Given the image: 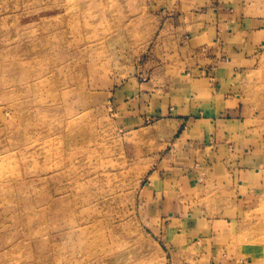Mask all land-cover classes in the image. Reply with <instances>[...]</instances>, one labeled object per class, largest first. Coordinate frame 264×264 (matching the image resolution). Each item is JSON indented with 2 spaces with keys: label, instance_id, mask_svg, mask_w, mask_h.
I'll return each mask as SVG.
<instances>
[{
  "label": "rangeland",
  "instance_id": "rangeland-1",
  "mask_svg": "<svg viewBox=\"0 0 264 264\" xmlns=\"http://www.w3.org/2000/svg\"><path fill=\"white\" fill-rule=\"evenodd\" d=\"M158 1L0 0V264H207L216 252L215 238L179 251L181 227L141 196L174 127H131L114 98L130 80L166 91L184 67ZM259 59L242 90L264 124ZM234 186L220 260L264 264V195Z\"/></svg>",
  "mask_w": 264,
  "mask_h": 264
},
{
  "label": "crops",
  "instance_id": "crops-1",
  "mask_svg": "<svg viewBox=\"0 0 264 264\" xmlns=\"http://www.w3.org/2000/svg\"><path fill=\"white\" fill-rule=\"evenodd\" d=\"M155 5L186 51L184 67L165 79L166 91L130 80L115 91V102L131 127L151 117L172 124V148L160 161L163 176L153 171L151 188L143 187L141 196L149 195L145 200L181 227L173 237L179 251L189 247L190 238L210 244L215 238L216 252L210 248L207 264H226L219 243L227 241L235 224L234 185L264 195V124L243 102L242 90L264 52V0H159Z\"/></svg>",
  "mask_w": 264,
  "mask_h": 264
},
{
  "label": "bare ground",
  "instance_id": "bare-ground-1",
  "mask_svg": "<svg viewBox=\"0 0 264 264\" xmlns=\"http://www.w3.org/2000/svg\"><path fill=\"white\" fill-rule=\"evenodd\" d=\"M90 255V253H88Z\"/></svg>",
  "mask_w": 264,
  "mask_h": 264
}]
</instances>
